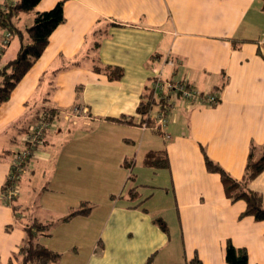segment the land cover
I'll use <instances>...</instances> for the list:
<instances>
[{"label":"crops","instance_id":"1","mask_svg":"<svg viewBox=\"0 0 264 264\" xmlns=\"http://www.w3.org/2000/svg\"><path fill=\"white\" fill-rule=\"evenodd\" d=\"M59 1L41 0L36 9L48 10ZM29 15H20L21 27ZM64 15L42 56L0 106V264L18 252L25 223L45 224L41 216L60 206L66 214L85 201L95 202L80 174H97L100 168L112 172L129 163L136 170L132 184L121 191L127 183L121 172L120 199L98 230L93 233L86 218L94 205L65 218L71 246L76 233L88 240L83 264H144L151 256L152 264H188L195 256L203 264H228L229 241L247 249L249 264H264V221L242 216L245 201L225 195L205 157L241 179L251 146L264 145V0H65ZM15 39L5 47L0 31L1 63L16 57L20 41L10 50ZM108 67H120L122 74L111 77ZM156 71L198 91L215 92L219 101L177 100L166 139L161 131L143 127L138 112L141 101L153 95ZM37 103L43 110L35 108ZM78 106L80 113L74 112ZM63 112L71 117L65 129L55 128ZM44 116L51 124L23 172L29 178L53 165L63 182L56 192L42 186L38 196L47 208L32 217L31 201L19 199V192L13 199L18 213L3 201V185L15 153L27 147L28 131ZM65 131L71 134L62 139ZM164 150L168 167L145 164L148 152ZM249 188L262 194L264 204V170ZM32 191L29 186L26 194L32 197ZM40 241L60 252L49 228Z\"/></svg>","mask_w":264,"mask_h":264},{"label":"trees","instance_id":"2","mask_svg":"<svg viewBox=\"0 0 264 264\" xmlns=\"http://www.w3.org/2000/svg\"><path fill=\"white\" fill-rule=\"evenodd\" d=\"M41 0H17L14 2L0 4V31L5 34L10 33V40L18 38L20 47L16 57L1 63L0 61V106L9 100L13 90L42 56L53 31L65 20L64 3L60 0L57 4L48 10H37L36 7ZM22 14H32L33 23L26 27L18 24V18ZM1 55V54H0ZM1 57V56H0ZM98 69V68H97ZM107 71L111 77H118L122 74L120 67H108ZM156 103L153 95L146 100H142L138 112L145 118L152 105ZM44 109H46L44 107ZM50 111L51 109H46ZM40 117V115H39ZM2 153H0V156ZM206 165L209 171L219 174L225 195L232 201L244 200L246 208L242 216H253L256 220L264 221L263 196L260 192L249 188V183L264 170V145L251 146L245 174L243 178L233 177L220 164L211 159L206 153ZM22 165V170L24 169ZM145 164L154 168H165L169 166V157L167 151H150L145 157ZM20 172V175H21ZM20 178V177H19ZM9 175L3 185V192L10 183ZM134 188L130 189L132 191ZM14 206L13 201L10 203ZM16 213L17 208L14 206ZM90 208L79 209L75 213H86ZM73 214L68 216L70 218ZM161 223L163 221L160 220ZM49 225L40 221L33 220L25 223L26 238L20 245L18 252L8 264H52L57 263L61 258V253L55 251L40 241V235L45 233ZM225 259L228 264H249V255L245 247H236L232 242L226 246ZM153 256L144 264H152ZM188 264H203L202 260L195 256Z\"/></svg>","mask_w":264,"mask_h":264},{"label":"rangeland","instance_id":"3","mask_svg":"<svg viewBox=\"0 0 264 264\" xmlns=\"http://www.w3.org/2000/svg\"><path fill=\"white\" fill-rule=\"evenodd\" d=\"M29 16H31L30 19H28V17L23 18L24 19L22 22L23 26H29L33 23V16L32 15H29ZM17 44H19V41L15 39L12 46L10 47V50H14L15 45ZM35 105H36L35 107L36 109L41 108V110H43L42 106L39 103ZM68 116L70 115H67L65 112H63V114H60L58 116L60 118L58 117L56 119L54 118L55 119L54 127L55 128L61 127L62 129H65L64 128L65 124L68 123V120H69L68 118L71 117V116L70 117ZM65 133L67 134H65L62 137V139H67L69 135L71 134V132H67V131H65ZM53 168H54L53 165H51L50 168L44 167L42 169L40 167L36 171V174L33 176H30L29 178H26L27 173H24L25 170L24 172L23 171L21 172V176L19 175L20 178L22 177L21 180L24 179L23 182L20 180V178H18V181H17V186L19 187L18 192L20 193L19 199L25 197L26 201H29V200L31 201L28 206V210L31 212L30 214H32L31 215L32 217L35 216L34 214L40 217L41 213L39 212H41L43 208H47L43 204V200L38 196L39 194L44 192V188H42V186L47 187V188L49 187L48 189H52L54 190V192H56L57 189H61L62 187V183L60 182L62 180H58L56 178L57 176H60L61 173L58 172L54 174ZM101 169H106V168H100L97 174L96 172L94 174H88V173L80 174V176L84 175V181L90 187V188L89 187L85 188L84 191L87 193H90L92 195V199H94L93 201L95 202L85 201V203H83L78 208V210L89 208V207L92 208V206L94 205V207L92 208L94 212L91 214V216H88V215L86 216V218L88 219V222H91L92 224L93 233L96 230H98L102 222H104V220L107 219V217H109L108 215L111 210V207L114 205L116 201L120 199V190L118 189V184L120 180L122 179V173L123 175H125V180L127 179V183L125 184V186L123 185L121 186V191L122 190L126 191L128 189L130 184H132L131 180L133 176L136 174V170L133 171L131 163H129V165L125 167H122L121 169L112 168V172L109 170L102 172ZM84 170H87V169H84ZM130 174H132V176H130ZM52 176L54 178L53 182H51ZM79 178H83V177H79ZM29 186L32 187V190H33L32 193L34 192V196L32 197L26 194V190L29 189ZM20 187H21V190H20ZM69 191H71L70 188H69ZM54 198L55 200H62L63 195L55 194ZM6 204L10 205V203H6ZM61 208H62L61 206L56 208L55 212L47 214L46 218L45 216H41L42 219H45L43 220L45 221V224L49 225L48 228L50 230V234H53L54 242L56 243L59 251L62 253L60 260L57 263H52V264H83L86 261L88 254L90 253L89 252L90 246L87 245L88 240L82 239L81 233L80 234L76 233L74 235V232H73L75 242L71 246L70 241L67 238L68 234L70 233V229L68 227H65L67 226L66 225L67 223L65 222V218H67L72 213H74V211H77V210L76 208L74 210L72 208L71 211H69L66 214H63L61 212L64 210ZM43 210H46V209H43ZM33 220L35 219H32L30 221H33ZM60 224H65V225H60ZM74 258H76L75 262H73Z\"/></svg>","mask_w":264,"mask_h":264},{"label":"built area","instance_id":"4","mask_svg":"<svg viewBox=\"0 0 264 264\" xmlns=\"http://www.w3.org/2000/svg\"><path fill=\"white\" fill-rule=\"evenodd\" d=\"M10 33L4 34L3 44L8 42ZM166 63L173 65L174 61L171 58L166 60ZM150 88L153 93L155 102L142 122L143 127H152L155 130L161 131L166 139L171 136L166 131L168 125V116L171 108L177 100H184L190 105L205 104L212 105L219 101V96L215 92H201L189 85L186 81L174 82L165 79L162 71H156L155 76L151 79ZM157 107L154 111L153 108ZM83 109L75 107L74 112L80 113ZM49 116H44L35 125L31 126L26 135L27 147L19 152H16L9 173L10 183L7 189L3 192V201L12 203L13 199L18 194L17 181L22 170V165L30 156L31 151L39 144L43 138L44 132L50 126Z\"/></svg>","mask_w":264,"mask_h":264}]
</instances>
